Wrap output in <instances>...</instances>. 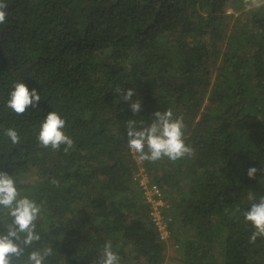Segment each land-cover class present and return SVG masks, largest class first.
<instances>
[{"label":"trees","instance_id":"trees-1","mask_svg":"<svg viewBox=\"0 0 264 264\" xmlns=\"http://www.w3.org/2000/svg\"><path fill=\"white\" fill-rule=\"evenodd\" d=\"M0 2L8 13L0 25V171L41 206V240L30 250L50 245L47 264H96L106 243L121 264H264V238L250 243L244 219L264 196V6ZM228 8L240 12L230 27ZM18 82L41 96L23 115L6 107ZM118 89L135 95L126 102ZM137 100L141 110L133 114ZM168 109L183 119L194 154L138 162L127 146V121L139 130ZM52 111L73 140L67 153L37 141ZM9 128L19 144L4 135ZM141 167L162 193L165 240L134 179Z\"/></svg>","mask_w":264,"mask_h":264},{"label":"clouds","instance_id":"clouds-1","mask_svg":"<svg viewBox=\"0 0 264 264\" xmlns=\"http://www.w3.org/2000/svg\"><path fill=\"white\" fill-rule=\"evenodd\" d=\"M245 5L246 9L251 11L264 6V0H245ZM6 8L7 5L0 2V25L7 21ZM13 88L6 107L14 114L23 115L29 108L37 107L41 96L35 89L29 91L28 87L21 82L14 84ZM117 93H122V99L126 102L135 95L133 89L127 91L118 89ZM130 109L133 114L138 113L141 110L140 101L131 103ZM153 117L149 126L139 130L134 120L127 121V146L135 154L138 162H156L164 158L175 162L194 154V149L185 143V125L182 118H174L171 109L157 111ZM65 123L57 112H49L39 127L37 141L40 146L58 151L63 145L65 153L72 149L73 140L64 132ZM4 135L13 145L20 143V136L15 129H7ZM141 170L146 172L141 167L138 173ZM261 171L264 172V169ZM256 172V168H249L247 175L249 178H254ZM137 175L136 173L134 179L138 182ZM149 184L154 186L151 184L150 177ZM249 199L254 197L250 194ZM40 213L41 206L34 200L21 195L12 175L0 171V223L4 225V230L0 231V264H47V258L53 255L50 245L42 249L30 250L41 240V236L36 231V222ZM244 219L253 229L250 243H254L258 237L264 238V196L260 197L258 202L251 204L244 213ZM96 264H121V258L112 250L111 243L104 245L102 256L97 257Z\"/></svg>","mask_w":264,"mask_h":264},{"label":"built area","instance_id":"built-area-1","mask_svg":"<svg viewBox=\"0 0 264 264\" xmlns=\"http://www.w3.org/2000/svg\"><path fill=\"white\" fill-rule=\"evenodd\" d=\"M137 180L143 189L146 201L151 204V217L157 227L160 238L165 240L169 234L167 223L161 210L165 206L162 193L157 186H149V176L144 170L138 173Z\"/></svg>","mask_w":264,"mask_h":264},{"label":"rangeland","instance_id":"rangeland-1","mask_svg":"<svg viewBox=\"0 0 264 264\" xmlns=\"http://www.w3.org/2000/svg\"><path fill=\"white\" fill-rule=\"evenodd\" d=\"M227 12H226V14L227 15H230V17H229V19H228V23H229V27L233 24V22H234V20H235V18L240 14V12L238 13V12H232V10L231 9H227L226 10ZM228 27V28H229ZM133 155L135 156V154L133 153ZM139 171V170H138ZM137 174H138V172H137ZM150 185V184H149ZM168 253H169V255L170 256H174L175 254V251L173 250V248L172 247H169V250H168ZM169 264V263H168ZM170 264H173V263H170Z\"/></svg>","mask_w":264,"mask_h":264}]
</instances>
